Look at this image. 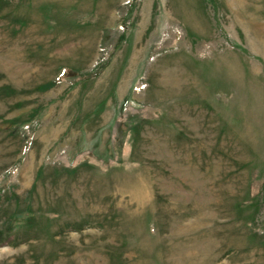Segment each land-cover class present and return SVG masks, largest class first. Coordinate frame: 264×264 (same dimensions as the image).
<instances>
[{"label": "rangeland", "instance_id": "rangeland-1", "mask_svg": "<svg viewBox=\"0 0 264 264\" xmlns=\"http://www.w3.org/2000/svg\"><path fill=\"white\" fill-rule=\"evenodd\" d=\"M0 264H264V0H0Z\"/></svg>", "mask_w": 264, "mask_h": 264}]
</instances>
